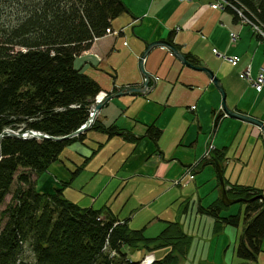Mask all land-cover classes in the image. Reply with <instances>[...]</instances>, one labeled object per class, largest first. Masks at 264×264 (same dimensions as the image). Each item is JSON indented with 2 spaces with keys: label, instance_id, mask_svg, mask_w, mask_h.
I'll list each match as a JSON object with an SVG mask.
<instances>
[{
  "label": "trees",
  "instance_id": "obj_1",
  "mask_svg": "<svg viewBox=\"0 0 264 264\" xmlns=\"http://www.w3.org/2000/svg\"><path fill=\"white\" fill-rule=\"evenodd\" d=\"M224 2L223 11L234 22L252 33V26L264 32V0ZM123 14L129 11L122 0H0V135L6 130L34 131L61 139L78 130L101 88L75 68V59ZM185 56L192 65H199L194 56ZM90 131L108 138L116 134L114 126L104 127L97 121ZM85 136L51 140L5 135L1 139L0 209L7 195H12L0 212V264H139L128 259L126 249L163 248L165 243L172 251L149 264H179L178 254H184L190 244L179 224L168 222L157 236L146 238L144 228L130 229L127 220L120 221L109 208L94 210L69 202L63 196L64 185L50 193L36 190V177L58 161L66 147L83 142ZM120 136L134 144L143 138L157 143L161 131L148 125L143 137L123 131ZM214 154L222 163L224 155ZM202 164L214 168L211 159H203ZM15 177L16 188L11 191ZM216 180L218 188L217 175ZM224 181L230 199H253L244 204L236 254L241 261L256 262L264 237L261 190ZM226 209L218 199L206 208L199 207L198 213L211 217L218 233L223 227L240 224V212L221 214Z\"/></svg>",
  "mask_w": 264,
  "mask_h": 264
},
{
  "label": "crops",
  "instance_id": "obj_2",
  "mask_svg": "<svg viewBox=\"0 0 264 264\" xmlns=\"http://www.w3.org/2000/svg\"><path fill=\"white\" fill-rule=\"evenodd\" d=\"M202 1L205 0H190L186 3H180L178 0H134L135 4L127 2L131 17H126L122 21L117 18L111 23V29L114 31L123 29L122 34L118 37L105 36L93 42L89 50L75 59V68L97 82L89 74L90 66L99 69L102 63L109 64L112 52L117 50V42L120 41L121 45L125 46L123 37L128 38L131 44L127 51L130 57L128 69L138 61L147 43L165 39L178 46L185 55L188 53L194 56L199 62L198 66H206L213 71L225 92L229 109L264 122V86L258 93L239 76V72L246 63H250L252 78L256 77L260 69H264V43L259 42L248 27L234 22L228 12L212 10L205 7L206 5L203 6ZM231 33L237 36L235 42L230 41ZM213 49L226 57H237L241 59V62L233 68L214 55ZM93 54L98 55L101 61L99 62ZM143 66L156 81L159 77L154 74L161 73L165 77L166 91L162 96L157 95V100L162 105L157 108L155 114L152 113L153 119L154 115L159 114L154 120L145 118V124L141 127L145 132L146 126L154 125L161 131V136L157 143L143 138L144 140L134 144L127 142L120 135L115 134L108 138L103 134L104 140L101 142L96 140L102 148L111 144L109 148L122 146L124 151L119 152L120 159L116 160L115 170L112 171L110 168L108 176L97 177L96 174L97 179L94 183L167 208L173 209L174 203L183 200L181 203L188 205L192 202L191 210L193 211L196 198L198 208H206L217 200V190L214 186L216 174L213 173L215 168L212 170L211 165H199L207 146L211 144L212 152L216 151L224 155L222 163H219L227 184L242 185L245 182L238 178L234 182L228 174L235 161L242 168L250 163L254 152H256L255 158L259 156L261 163H264L262 132L254 125L225 115L214 125L215 117L221 107L219 92L205 73L187 68L167 49L151 50ZM120 82L124 83L122 79ZM141 82L142 80L135 84L131 82L121 87ZM97 84L99 85V82ZM105 91L110 92V90ZM137 98L145 100L140 106L138 115L152 111L150 98H156L154 91L147 95H127L125 98L107 103L99 112L97 123L104 127L112 125L116 128V132H130L136 138L143 137L144 132H138L137 129L140 128L132 124L133 121L139 122L138 118L132 120L126 116V111L123 109L129 108ZM166 133L171 135V140L165 144L161 138ZM207 136H210V140H206L204 144V138ZM119 140L126 142L128 146L122 145L124 143L119 145L121 142ZM249 141L253 145L243 149ZM240 145H243V148L239 150ZM257 145L261 146L259 153L255 149ZM235 156L239 159L235 160ZM96 157L95 155L92 159ZM104 165H109V162ZM104 165L102 168L105 167ZM195 165L197 167L191 169L193 178L189 180L186 174ZM102 168L99 170L102 171ZM195 173L201 174L195 177ZM177 181L179 182L175 184ZM149 182L154 186L147 184ZM206 184L209 185V192L201 188ZM242 186L259 189L256 182ZM157 188L161 190L155 192ZM204 192L206 196H203ZM261 193L264 195L262 190ZM204 197L207 198L203 200ZM230 208L227 207L221 214L226 216L240 212L241 216L240 208L236 213Z\"/></svg>",
  "mask_w": 264,
  "mask_h": 264
},
{
  "label": "rangeland",
  "instance_id": "obj_3",
  "mask_svg": "<svg viewBox=\"0 0 264 264\" xmlns=\"http://www.w3.org/2000/svg\"><path fill=\"white\" fill-rule=\"evenodd\" d=\"M122 2L124 3L125 7H127V2L135 4L134 0H122ZM211 4H214L212 0L202 1V5H206L205 7L211 8ZM126 17H131L130 12L129 14L121 15L118 19L122 21ZM257 28L260 30V34L264 35L263 30L259 27ZM253 34L259 39V42L264 43L263 37L256 34L255 32H253ZM123 40L126 42L125 46H122L120 41L117 42V50L112 52L109 64L102 63L100 67H98L99 69H94L90 66V76H92V78L99 82L100 87L105 90L111 91L112 89L119 88L124 84H130L131 82L132 84H135V82L142 80L138 68V61H136L135 64L128 69L130 57L127 51L130 49L131 44L130 41H128V38L123 37ZM93 56L96 57L99 62L101 61L98 55L93 54ZM216 56H218V58L220 59H223L233 68H236L241 62V59H238L236 57H231L234 62L230 63V61L225 58L226 56L221 54H218ZM236 59H238L239 61H237ZM247 67H250V63H246L243 69L239 72V76L241 77V79L245 80L246 82L248 80L243 78L241 75H243L244 73V68ZM260 71H264V69H260ZM154 75L159 77V80L155 82L157 83V87H155L156 89L154 88L153 90H151V92H149L151 94L154 91V95L156 97L150 98L152 111H148L146 114L138 115L140 113L141 104L145 102L143 98H137V100L133 102V104H131L129 108H123L126 111L127 117L132 118V120L138 118L139 122H132L133 125H136V127L140 128L137 129L138 132H144V128L141 127H143L142 124H145V118L147 120H154L158 116L159 113L154 115L155 117L153 119L152 115V113L155 114L157 112V108L161 107L162 105V103L157 100V95L162 96L166 91V81L164 75L161 73H157ZM151 76L155 79L153 75ZM137 78L140 79L138 81H135ZM121 79L124 83L120 82ZM152 82L153 80L150 82L151 86ZM256 91L260 93L257 89ZM125 97H127V95L113 98L111 100ZM111 100L108 102V104L111 102ZM85 134V141L75 142L72 145L66 147L62 151L59 160L51 164V166H49V168L45 172L36 177V190L38 192L50 193L53 192L55 188H61L64 185L62 187L63 196L69 202H72L73 204L75 203L80 207H90L94 210L109 208L112 214H115L120 221L127 220L130 229L144 228L143 233L146 238H153L157 236L168 222L179 224L186 235L190 238V244L187 251L184 254L183 252L182 254H178L180 256L179 264H264V237L261 244V252L257 257L256 262H244L237 257L236 249L242 235L244 205H242L241 203H237L230 206L231 211L234 213H236L239 208L241 210V220L239 226L237 228L226 226L223 227L218 233H216L214 232V220L211 217L198 213L197 198L196 203L194 204L193 211L191 210L193 206L192 202H190V204L188 205L184 202L181 203L183 200L174 203L172 209V207L167 208L113 189L97 185L94 183V181L97 179L95 178L96 174L98 175L97 177H103L110 174V168L112 171H114L116 160L120 159L119 152L124 150L122 146H114L109 148V145H111L109 144L107 147H101L102 149H99V151L95 154L97 156L95 159H92L95 156L94 155L93 157H91L92 160H89L90 162L83 164L85 158L92 156V152L99 145L97 141L101 142L105 138L103 134L90 130ZM170 137V134H164V136H162L161 138L162 142L165 144L169 143L171 140ZM209 137L210 136L204 138V144L206 140H210ZM119 141H121L119 145H121V143H124L122 145L128 146L126 142H123L122 140ZM93 142H95V144H93ZM249 142L246 146H244V148L243 145H240L239 150L242 148L248 149L249 147H251L253 143ZM259 147L261 146L257 145L255 147L258 153L260 152ZM139 148L140 146L138 147V149ZM255 153L256 152H254V156L252 157L250 163L246 164L243 168L235 161V164L228 174V177H231L234 182L235 180H237V178L242 180L243 182H245L242 185H250L256 182V184H258L259 186L258 188L261 189L264 193V163H261L259 156L255 158ZM236 159H239V157L235 156V160ZM108 162L109 165L105 166L104 164ZM103 165L105 167L102 168ZM79 167L82 169L78 170ZM99 168H102V171L99 170ZM211 169L214 170L213 166H211ZM213 173L216 174V171H214ZM200 174L201 173H195L194 176L196 177ZM147 184L152 185V187L154 186L153 183L150 182ZM216 185L217 180L215 179L214 186ZM208 186L209 185L206 184L201 186V188L203 189V191L209 192ZM15 188L16 177L11 191H13ZM160 190V188H157L155 189V192H159ZM216 190L218 200L219 192L217 187ZM193 192L196 191L193 190ZM206 192L203 193V196H206ZM11 195V193L7 195L3 207L0 209V212L4 210L6 205L10 202ZM189 196H191V193H189ZM206 198L207 197H204L203 200H205ZM165 245L166 246L163 248L150 247L149 249H145L144 247H138L137 249H135V251L126 249L125 252L130 261L137 262L139 264H149L153 261L162 259L167 253L172 251V248L170 246H168L166 243Z\"/></svg>",
  "mask_w": 264,
  "mask_h": 264
},
{
  "label": "water",
  "instance_id": "obj_4",
  "mask_svg": "<svg viewBox=\"0 0 264 264\" xmlns=\"http://www.w3.org/2000/svg\"><path fill=\"white\" fill-rule=\"evenodd\" d=\"M155 48H164L167 49L173 57H175L180 63H182L184 66L187 68H190L194 71L198 72H203L205 73L208 78L212 81L214 87L217 89V91L221 95V107L218 112V114L215 117L214 120V125L217 124L216 119L220 115H225L226 117H229L231 119L239 120L251 125H254L258 127L262 133L264 134V122L261 120H258L254 117L247 116L244 114H240L237 112L232 111L229 109L225 103V92L223 91V88L218 80V78L214 75L213 71L206 66H195L192 65L189 61H187L186 56L182 51H180L174 44L169 42L168 40L162 39L158 41H153L150 43H147L145 46L144 51L141 53L139 60H138V68L142 77V82L136 85H128L120 88L114 89L115 91L110 94L107 98L103 99L101 102L96 103V104H91L89 105V111H88V118L86 122L75 132L72 134L64 137V138H54V137H49L45 134L39 133V132H34V131H27L24 134L21 133H16L13 131L6 130L0 135V141L3 138V136H13L16 138L20 139H51V140H62V139H70L77 137L80 134L86 133L89 131L95 122V119L98 115V113L103 109V107L113 98H118L121 96H126V95H146L149 93L151 90L154 89L155 87V79L145 71L144 69V60L149 54V52ZM152 82V86H149V83ZM215 128V127H213ZM121 132H116V135H120ZM209 157L211 161L214 164V168L216 171L217 179H218V192H219V200L220 202L225 206V207H230L234 204L237 203H250L252 200L247 201L243 199H230L227 196L226 193V186H225V181L223 177V170L221 168V165L219 161L217 160L215 154L213 152L209 153ZM258 199H262L263 197H258Z\"/></svg>",
  "mask_w": 264,
  "mask_h": 264
},
{
  "label": "built area",
  "instance_id": "obj_5",
  "mask_svg": "<svg viewBox=\"0 0 264 264\" xmlns=\"http://www.w3.org/2000/svg\"><path fill=\"white\" fill-rule=\"evenodd\" d=\"M179 1H190V0H179ZM214 4H211V8L214 10H223L225 8V6L227 5V2H224V0H214L213 2ZM238 15L239 12H237ZM244 23H248L249 25H251L249 22L245 21ZM252 26V25H251ZM252 29L254 30V32L258 35H260L261 37L264 38L263 34H260V30L256 27V26H252ZM106 35H118V32H112L109 30L105 31ZM232 41H234V35L232 36ZM213 54L218 55L217 51L214 49ZM227 60L230 61V63H233V59L231 57H228ZM237 61H239L238 59H236ZM243 78L247 79L248 82L251 84L252 87H255L259 92H261L263 86H264V71H260V73L255 77V79H251V70L250 67L244 68V73L243 75H241ZM254 88V89H255ZM108 96V92L100 90L92 99L91 103H99L101 102L103 99H105Z\"/></svg>",
  "mask_w": 264,
  "mask_h": 264
},
{
  "label": "bare ground",
  "instance_id": "obj_6",
  "mask_svg": "<svg viewBox=\"0 0 264 264\" xmlns=\"http://www.w3.org/2000/svg\"><path fill=\"white\" fill-rule=\"evenodd\" d=\"M179 1V0H178ZM179 2H184V1H179ZM212 2H214L213 0H212ZM212 9V8H211ZM212 10H214V9H212ZM215 11H218V10H215ZM253 32H254V30H253ZM234 35V41H232V36ZM236 38H237V36L234 34V33H231L230 34V41L231 42H235V40H236ZM226 59L228 58V57H225ZM237 58V57H236ZM251 77V76H250ZM251 79H253L254 80V78H252L251 77ZM248 82V81H247ZM249 83V82H248ZM250 84V83H249ZM250 86H251V84H250ZM252 87V86H251ZM254 88V87H253ZM262 91V90H261ZM21 134H24V133H21ZM210 146H207V149H206V152H210ZM223 170V169H222ZM226 193H227V188H226ZM262 197H263V195H262ZM263 200H264V197H263ZM242 205H244L245 203H241ZM223 205V204H222ZM244 207H245V205H244Z\"/></svg>",
  "mask_w": 264,
  "mask_h": 264
},
{
  "label": "flooded vegetation",
  "instance_id": "obj_7",
  "mask_svg": "<svg viewBox=\"0 0 264 264\" xmlns=\"http://www.w3.org/2000/svg\"><path fill=\"white\" fill-rule=\"evenodd\" d=\"M209 146H210V149H211L210 152H212L213 151V148H212L211 144ZM210 152H205L202 159H210V157H209V153Z\"/></svg>",
  "mask_w": 264,
  "mask_h": 264
}]
</instances>
